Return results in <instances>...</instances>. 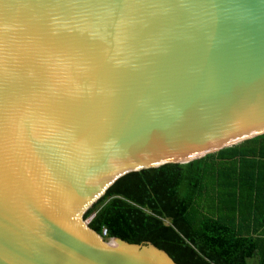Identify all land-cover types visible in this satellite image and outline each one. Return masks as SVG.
I'll list each match as a JSON object with an SVG mask.
<instances>
[{
  "label": "water",
  "instance_id": "95a60500",
  "mask_svg": "<svg viewBox=\"0 0 264 264\" xmlns=\"http://www.w3.org/2000/svg\"><path fill=\"white\" fill-rule=\"evenodd\" d=\"M261 135L264 0H0V264H178L85 214Z\"/></svg>",
  "mask_w": 264,
  "mask_h": 264
},
{
  "label": "trees",
  "instance_id": "16d2710c",
  "mask_svg": "<svg viewBox=\"0 0 264 264\" xmlns=\"http://www.w3.org/2000/svg\"><path fill=\"white\" fill-rule=\"evenodd\" d=\"M106 239L150 242L178 264H264V135L120 178L85 214Z\"/></svg>",
  "mask_w": 264,
  "mask_h": 264
},
{
  "label": "rangeland",
  "instance_id": "374dc122",
  "mask_svg": "<svg viewBox=\"0 0 264 264\" xmlns=\"http://www.w3.org/2000/svg\"><path fill=\"white\" fill-rule=\"evenodd\" d=\"M95 214H92L89 218H87L86 220H92L94 218ZM258 257L255 258H251L248 260V264H258Z\"/></svg>",
  "mask_w": 264,
  "mask_h": 264
},
{
  "label": "built area",
  "instance_id": "2783aa9c",
  "mask_svg": "<svg viewBox=\"0 0 264 264\" xmlns=\"http://www.w3.org/2000/svg\"><path fill=\"white\" fill-rule=\"evenodd\" d=\"M87 222L90 224L91 220H87ZM108 236V232L106 229L103 230V232L101 233V237L107 238Z\"/></svg>",
  "mask_w": 264,
  "mask_h": 264
}]
</instances>
